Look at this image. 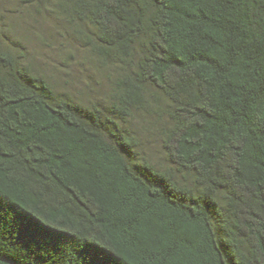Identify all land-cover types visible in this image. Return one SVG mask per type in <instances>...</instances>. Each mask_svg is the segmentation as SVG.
<instances>
[{
	"label": "trees",
	"instance_id": "16d2710c",
	"mask_svg": "<svg viewBox=\"0 0 264 264\" xmlns=\"http://www.w3.org/2000/svg\"><path fill=\"white\" fill-rule=\"evenodd\" d=\"M16 1L87 49L106 90L84 104L0 35L2 264H92L88 246L264 264V0Z\"/></svg>",
	"mask_w": 264,
	"mask_h": 264
},
{
	"label": "rangeland",
	"instance_id": "374dc122",
	"mask_svg": "<svg viewBox=\"0 0 264 264\" xmlns=\"http://www.w3.org/2000/svg\"><path fill=\"white\" fill-rule=\"evenodd\" d=\"M16 0H0V35L8 46L26 55V62L44 74L58 89L69 91L78 100L104 99L106 84L81 44L68 36L59 22L32 13L16 14ZM143 116L135 114L129 127L141 140L142 150L153 163L162 162V154L152 131L143 129Z\"/></svg>",
	"mask_w": 264,
	"mask_h": 264
},
{
	"label": "snow or ice",
	"instance_id": "6c2138e0",
	"mask_svg": "<svg viewBox=\"0 0 264 264\" xmlns=\"http://www.w3.org/2000/svg\"><path fill=\"white\" fill-rule=\"evenodd\" d=\"M4 202L0 200V210H3ZM37 229H43V225L34 223L33 225ZM89 254L93 257L92 264H119V260L111 256L109 253L103 252L100 249H93L88 246ZM0 264H2V258H0Z\"/></svg>",
	"mask_w": 264,
	"mask_h": 264
}]
</instances>
